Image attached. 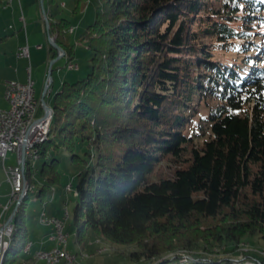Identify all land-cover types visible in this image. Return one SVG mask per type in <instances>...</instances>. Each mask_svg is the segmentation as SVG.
Instances as JSON below:
<instances>
[{"label":"trees","instance_id":"16d2710c","mask_svg":"<svg viewBox=\"0 0 264 264\" xmlns=\"http://www.w3.org/2000/svg\"><path fill=\"white\" fill-rule=\"evenodd\" d=\"M263 11L264 0H96L80 36L91 69L53 96L3 264H45L16 245L32 195L46 202L61 184V151L79 167L78 241L93 232L134 245L119 255L143 264H264L241 249L264 239V32L252 34ZM48 16L69 63L72 21Z\"/></svg>","mask_w":264,"mask_h":264},{"label":"rangeland","instance_id":"374dc122","mask_svg":"<svg viewBox=\"0 0 264 264\" xmlns=\"http://www.w3.org/2000/svg\"><path fill=\"white\" fill-rule=\"evenodd\" d=\"M13 1V0H12ZM11 1V3H12ZM14 0V5L17 7V19L7 18L0 19V29L8 33V37L5 41H0V51H7L9 55H15L19 44L17 42L18 32H25V22L19 20V16L25 14L28 22V29L31 35V63L30 58L26 57L25 66L32 65V68L36 73L37 66L35 64V57L46 56L48 60V70L46 72V78L49 72V64L54 58H50V39L45 23V14L43 12V6L48 14L52 12L55 18L67 17L72 21L73 29L71 33L72 41L75 43L76 56L73 61L78 65V68L71 69L68 67L67 57L61 56L53 64V77L55 80L52 91L46 95V101L48 104H52L54 94L59 90V85L64 79L70 81L81 79L87 75L91 69V56L92 51L88 48L87 43L80 39L82 32L86 26L95 19L96 14V0H84L79 11H75V0H56L54 3H49V0ZM3 11V8L0 9ZM264 17V11L263 13ZM254 28L252 29L253 36L257 35L258 32H264V18H254ZM13 26V28H12ZM24 35V34H23ZM25 36V35H24ZM25 43L26 36L24 37ZM258 42L262 39L258 38ZM40 44V46H38ZM264 44V43H263ZM59 52V51H58ZM61 53V52H59ZM50 55V56H48ZM47 58V59H48ZM264 62V61H263ZM45 78V80H46ZM5 97V93H4ZM60 165L59 169L62 173V180L59 186H56L55 191L51 196L48 197L46 202L36 201L35 194L32 195L30 204L28 206L29 213V230L25 236H23L17 242V248L20 250V254L25 251V246L31 240L34 241L32 246V253L38 248H47L52 245V242L48 240L52 232L51 227L42 220V211L45 210L48 215H55L61 218H65L66 211L68 216L64 219L65 226L64 231L68 234L67 249L72 251L76 257L73 261L61 260L57 264H143L134 261H129L125 258H121L119 253L127 252L134 248V245L117 244L107 240L102 235L89 232L83 241L77 240V235L74 229L70 227L72 222L71 209L73 207L74 198V187L76 183V174L79 167L76 166L70 160V153L67 151H61L59 153ZM33 159L32 162L40 167L41 160ZM17 163V153L11 151L9 153L6 164L14 165ZM167 161H163L162 165H159L158 169L170 172V167H167ZM26 169V168H25ZM25 171V170H24ZM26 177V176H25ZM68 185H72V189H68ZM37 190V188H35ZM21 193H14L15 199L10 202V207L7 214L14 215V211L10 213L15 202ZM12 195V187L8 181L7 174L4 170L3 163L0 162V215L3 211L4 206L9 202ZM66 200V201H65ZM17 205V204H16ZM16 207V206H15ZM12 215V216H13ZM9 216V217H10ZM13 219V217H12ZM4 217L0 222L3 224ZM49 232V233H48ZM45 245H48L45 247ZM242 250L250 249L253 253L258 256L264 257V239L259 236L247 237L241 244ZM219 254L225 255L222 250L218 251ZM87 254V256H84ZM242 256L241 252L238 253ZM186 256V255H185ZM188 256V255H187Z\"/></svg>","mask_w":264,"mask_h":264},{"label":"built area","instance_id":"2783aa9c","mask_svg":"<svg viewBox=\"0 0 264 264\" xmlns=\"http://www.w3.org/2000/svg\"><path fill=\"white\" fill-rule=\"evenodd\" d=\"M17 54L22 57H30L29 46H22ZM68 67L71 69L78 68L74 62H69ZM29 76L25 82L17 80H9L6 82L5 98L9 102V107H0V162L3 163L4 170L7 174L8 181L12 187V195L9 202L4 206L0 215V222L4 217L3 224L0 223V245H6L7 239H4V230L8 228L10 202L15 199L14 193L26 192V188L22 185L20 178V168L22 165V146L26 144L25 157H27V141L37 134L43 133L45 130V122L49 116L50 110L45 106L42 97L36 96L35 80L31 76V66L28 67ZM52 80L48 75L45 80L47 92L50 90ZM39 150V149H37ZM15 151L17 153V163L7 165L9 153ZM42 220L47 223L51 229H55V237H47L52 245L44 248H38L33 251L34 259L37 256H45V258L54 259L59 252V245L63 238H68V234L64 231L65 218L68 216L66 211L65 218L55 215H48L45 210L42 211ZM34 241L31 240L26 251H32ZM69 256L72 251L69 250Z\"/></svg>","mask_w":264,"mask_h":264},{"label":"crops","instance_id":"0c3cea01","mask_svg":"<svg viewBox=\"0 0 264 264\" xmlns=\"http://www.w3.org/2000/svg\"><path fill=\"white\" fill-rule=\"evenodd\" d=\"M5 0V3L3 5V11H0V19L1 17H3V19H7V18H13L17 19V7L13 4L14 0ZM19 3H22V0L19 1ZM19 20L20 21H24L25 22V32H18V34H16V36H18L17 42L19 44V48L18 50L25 45L29 46V50H30V63L31 61V35L28 29V22H27V18L26 15H20L19 16ZM2 28V27H0ZM13 28V26H12ZM26 36V41L27 43H25L24 40V35ZM8 37V33H6L5 29L2 30L0 29V41H5ZM38 46H40V44H38ZM17 50V52H18ZM15 55H9L7 53V51H0V107L2 108H7L9 107V102L7 101V99L4 97V93H5V87H6V82L9 80H17L20 82H25L28 79L29 76V66H25V59H27L26 57H22L19 56L18 54ZM51 53V52H50ZM50 56V55H48ZM48 57H46L45 55L42 57H35V64L37 66V70L36 73H34V69L31 66V76L32 78L35 80V89H36V96L41 98L43 91L45 89V78H46V72L48 70ZM50 58H52V55L50 56ZM53 73V70H52ZM65 80V79H64ZM60 83L59 88L61 87L63 81ZM55 80L54 77L52 75V85L51 88L48 92L52 91L53 86H54ZM48 92L46 93V95L48 94ZM48 104V103H47ZM50 106H52V104H48Z\"/></svg>","mask_w":264,"mask_h":264},{"label":"bare ground","instance_id":"6f19581e","mask_svg":"<svg viewBox=\"0 0 264 264\" xmlns=\"http://www.w3.org/2000/svg\"><path fill=\"white\" fill-rule=\"evenodd\" d=\"M49 110H50L49 116L45 122V130L43 131V133L37 134L36 137H31V139L29 141H27V157H25V160H22V165L20 168V178L22 180V185L24 188H26V190H27V182H26L25 171H24L26 168V160H27V158L34 159L37 157L36 145L38 143H40L41 141H43L48 135L50 125H51V121L53 118V111L51 109H49ZM0 122H1V114H0ZM20 193L21 194L18 197L17 203H19V201L21 200V196L25 192H20ZM12 215L13 214H11V216ZM13 230H14V223H13V219H11V220H9L8 228L6 230H4V239H7V244L6 245H0V264H3L4 255H5V252L7 250L8 245L10 244V240L12 237ZM50 237H55V229H52V232L50 233ZM67 239L68 238H63L62 242L59 245V252L54 256L53 260L49 259V258H45V256H37L36 259L44 261L45 264H57L61 260H65L68 262L73 261L75 259L76 255L72 254V256H69V250L66 248L67 247ZM30 242L28 244H26V246H25L26 250L28 249ZM84 256H87V254H85Z\"/></svg>","mask_w":264,"mask_h":264},{"label":"water","instance_id":"95a60500","mask_svg":"<svg viewBox=\"0 0 264 264\" xmlns=\"http://www.w3.org/2000/svg\"><path fill=\"white\" fill-rule=\"evenodd\" d=\"M42 5H44V0H42ZM43 12L45 14V23H46V28H47V31H48V34H49L50 43L57 49V51L61 52V53H59V55L56 58H54L53 60H51V62L49 64V72H48V75L50 76V78L52 80V66H53L54 62L57 59H59L64 54V49H63L62 46H60L58 44V42L56 41V39L54 38V36L51 35V32H50V20H49V16H48V14H47L44 6H43ZM46 93H47V87L45 86V89H44L43 94H42V101H43V103L45 104V106L48 109H51L53 111V107L47 104V101H46V98H45L46 97ZM25 152H26V144L24 143L23 146H22V157H23V160H25ZM23 195L21 196V199H22ZM17 206H18V203H17L15 209H17ZM12 217L13 216H11L9 218V220H11ZM184 255L187 256L188 254L185 252Z\"/></svg>","mask_w":264,"mask_h":264}]
</instances>
